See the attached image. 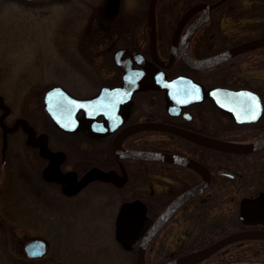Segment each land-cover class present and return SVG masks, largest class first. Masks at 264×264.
<instances>
[{"label":"flooded vegetation","instance_id":"1","mask_svg":"<svg viewBox=\"0 0 264 264\" xmlns=\"http://www.w3.org/2000/svg\"><path fill=\"white\" fill-rule=\"evenodd\" d=\"M110 1L103 0L101 6L103 13L92 15L85 27L86 34L89 35L88 32L92 30L95 19L96 26L108 32L105 40H108L109 44L101 51L111 65L109 68L111 74H117L118 79L104 85L121 84L125 73L123 67L132 64L133 69L138 71L144 68L146 71L141 79L142 88L133 93L129 103L120 106V113L124 119L112 132L102 131L101 125L93 126L92 120L84 117L83 110L78 112L80 122L74 132H67L52 125L44 104L40 109L47 117L52 132L42 129L39 124L26 116H21L26 118L36 131L31 137L32 133L22 128L26 135L25 144L28 154H32L34 158H25L22 168H17L16 171L24 184L27 207L38 213L36 220L26 217L23 221L25 224L49 223L50 219L45 218V211L55 198L54 192L56 196L60 193L67 199H74L95 181L106 182L120 188L119 191L123 195H121V205L118 206L117 225L120 214L128 210L136 213L135 218L144 219L129 234L133 239L131 244L135 242L134 251L137 254L138 245L152 225L151 221L156 220L172 200L202 182L204 175L200 170L174 160L123 158L119 161L113 148V139L118 132L131 124L158 122L231 142L250 143L262 140L264 138V76L248 74L245 69L249 65L262 64L263 67L260 69L264 70V46L252 48L201 68L189 66L182 58L181 48L187 44L191 56L202 59L219 54L239 43L264 37V0H244L245 4L240 3L243 0H222L214 7L208 5L219 0H184L186 2L182 13H178L174 19L159 20L156 16L157 55L166 64L159 63L152 55L147 16L142 28H137L138 18L132 21V24L136 23L135 27L129 26L130 20H127L126 24L124 19H121L120 25L119 13L123 0H113L114 8L108 10ZM160 1L162 0H158ZM199 3H203L204 6L184 18L185 14ZM224 21L231 22L232 29L229 31L223 29ZM239 22L242 23L238 24ZM195 23H198L196 28L190 32L189 29ZM178 26H180L179 30H177ZM76 36L78 38V33ZM174 44L177 46V54L174 60L169 62ZM123 48L125 52H120ZM75 49L78 52V48ZM87 50L91 51L92 47ZM93 72L95 71L92 70L91 75L86 76L87 82L92 80ZM179 75L191 76L195 82L175 80L174 78ZM69 92L76 97L93 95ZM10 114L11 107L4 122ZM99 119L103 117L100 116ZM106 123L109 125V120ZM20 128L19 126L17 130L8 132L7 135L15 133ZM144 132L163 133L168 137L167 139L154 137L151 143L143 144L141 138L137 136ZM44 133L48 134L47 147H42L46 137ZM97 144H104L112 151L113 158L105 167L94 162V147ZM122 144L129 149L163 151L193 158L206 166L210 174L207 187L179 206L153 236L146 249L147 264L163 263L180 254L207 246L226 235L241 231H248L250 236L224 245L197 264L209 260L213 261L211 264H230L238 261L264 264V145L250 152H229L196 142L175 132L158 129L134 132L126 136ZM7 149L8 143L2 148L5 157L2 166L5 177L10 176L13 181L15 169L13 159L6 157ZM46 151L60 153L49 156ZM54 161H60L59 165L47 172V167ZM132 163L134 166H131ZM93 167L117 171L122 176L125 171L127 179L123 183L119 180L107 181L96 178L81 189L75 190ZM55 172H71L74 175L73 185L70 187L71 193L66 190L68 181H62L56 176L48 177ZM132 173L138 177L136 180L133 179L134 184L130 185ZM153 176L160 182V192L153 187L151 180ZM147 184L149 188L145 187ZM3 185L5 192H9L11 183L5 181ZM128 185L133 188L132 195L124 194V189ZM222 196L233 198V201L229 211L224 209L219 211L215 219V225L219 227L217 237L199 248L174 252L163 260H149L148 256L153 244L179 213L188 211V207L192 206V214H195L193 219L196 218V214L197 217L201 214L203 220L205 208L203 210L201 202H204V198ZM49 227L57 234L56 228L50 225ZM45 256L46 253L40 257H29L26 254L30 261L41 260ZM62 263L67 264L65 261L58 264Z\"/></svg>","mask_w":264,"mask_h":264},{"label":"rangeland","instance_id":"2","mask_svg":"<svg viewBox=\"0 0 264 264\" xmlns=\"http://www.w3.org/2000/svg\"><path fill=\"white\" fill-rule=\"evenodd\" d=\"M148 2L123 0L120 25L124 19L126 24L130 20L129 26L135 27L136 23L134 25L132 21L138 18L137 28H142ZM185 2L162 0L157 3L156 16L159 20H172L182 13ZM241 2L246 3L244 0ZM102 3L103 0H0V96L3 97V104L11 107L6 121L8 126H13L27 109L35 111L33 116L40 126H50L40 107L44 92L51 85L60 84L73 93L90 95L104 84L118 79L117 74H111V65L101 51L109 44L105 40L108 32L96 26L95 19L92 30L88 29L89 35L85 30L92 15L103 13ZM108 7L112 10L113 3ZM231 25V22L224 21L222 28L229 31ZM75 47L78 52L81 51L78 53ZM91 47V51L87 50ZM261 67L262 64L249 65L245 72L264 76ZM92 70L95 71L92 80L87 82L86 76H90ZM3 111L0 105V114ZM23 126L24 123L18 131L5 136L0 125V264H58L62 261L67 264H135V242L126 248L118 234L116 217L123 194L117 186L95 181L74 199H67L60 193L56 196L54 192L55 198L45 211L49 223H23L26 217L32 220L38 217V213L26 205L24 184L16 171L22 168L25 158H34L28 154ZM137 137L143 144H149L154 137L167 139L168 135L144 132ZM6 143V157L13 159L15 169L13 181L10 176L5 177L2 166L5 158L2 148ZM94 149V162L107 166L113 158L112 151L104 144H97ZM137 177L132 173L130 185ZM151 180L154 189L160 192L159 180L154 176ZM5 181L11 183L9 192L3 188ZM130 185L124 189L125 195L133 194ZM145 187L149 188V184ZM232 199L205 197L201 202L203 210L205 208L203 220L201 214L198 217L196 214L193 219L192 206L188 207V211L179 213L153 244L149 260H163L174 252L199 248L217 237L219 227L215 225V219L219 211H229ZM48 224L57 229V234ZM36 237L44 238L48 248L44 258L30 261L24 247L28 240ZM212 262L209 260L201 264Z\"/></svg>","mask_w":264,"mask_h":264},{"label":"water","instance_id":"3","mask_svg":"<svg viewBox=\"0 0 264 264\" xmlns=\"http://www.w3.org/2000/svg\"><path fill=\"white\" fill-rule=\"evenodd\" d=\"M157 1L158 0H149L148 2V10H147V19L148 26L150 31V41H151V49L153 57L161 64H166L165 61H161V59L157 55L156 48V9H157ZM222 0L214 2L208 7H214L219 4ZM113 3V0L110 1V4ZM114 5V3H113ZM201 6H204L203 3H199L194 5L184 16V18L191 12L198 10ZM114 8V7H113ZM198 23H195L189 31L191 32L196 28ZM180 29L178 26L177 30ZM259 46H264V37L251 39L242 43H239L225 51L220 52L211 57L195 59L191 56L188 45L185 44L181 48V55L183 60L191 67L201 68L207 67L222 60H225L229 57L237 55L241 52L250 50L252 48H256ZM120 52H125V49H120ZM177 54V46L174 44L171 56L169 58V62L174 60ZM125 70L123 81L119 85L108 86L104 85L100 88V90L92 96L89 97H76L71 94L65 87L59 84H54L48 87L43 95V104L44 109L54 126L57 128L67 131L74 132L80 122V118L78 117V112L83 110L84 117L92 120L93 126L101 125L102 131L104 132H112L121 122H123V115L120 113V106L131 101L132 95L135 91L142 88L141 79L145 76V69L135 70L132 67V64H129L123 67ZM175 80H188L191 82H195V80L188 75H179L174 78ZM0 105L1 108L4 109L2 114L0 115V124L4 130L5 136L8 132L15 131L24 123V128L27 131L32 133L31 137L36 133L34 127H32L29 121L24 117L17 118L15 124L13 126H8L4 122L5 116L10 112V107H7L3 104V97L0 96ZM102 116L103 119H99ZM109 125H107L106 121ZM115 121V123H113ZM147 129H158L161 131H171L183 135L191 140H194L199 143H204L215 148H218L223 151L229 152H250L256 150L264 145V138L262 140L250 143H239V142H231L226 140L214 139L210 136L195 133L183 128H179L177 126H173L170 124L158 123V122H137L127 126L118 132L113 139V148L116 153V157L119 161L123 158H136V159H160V160H174L179 163L194 167L200 170L204 179L202 182L197 184L196 186L186 190L179 197L172 200L160 213L158 218L154 221H151L152 225L149 227L143 238L141 239L138 248L137 254L135 258V264H147L145 259L146 249L148 247L149 242L156 234V232L163 226V224L170 218V216L181 206L184 202L189 200L195 194L203 191L208 183L210 174L206 166L201 164L199 161L187 157L171 154L163 151H154V150H145V149H129L125 148L122 144L124 138L134 132L147 130ZM45 140L43 142L42 147H47L48 142V134L44 133ZM30 137V138H31ZM60 152H49L46 151V154L49 156L58 155ZM60 161H54L49 164L47 167V172L51 168H57ZM123 166V165H122ZM48 175V174H47ZM57 177L62 181H68L67 192L71 193L72 190L70 187L73 185V180L71 172L69 173H61L55 172L49 174L48 177L53 178ZM100 178L107 181L119 180L120 182H125L127 179V175L124 171V176L119 174L117 171L113 170H104L100 167H93L89 170L86 175L82 178L79 186L75 189H81L85 184L89 181ZM129 204V203H126ZM128 210L126 212H122L118 219V234L121 238V241L124 243V246L129 247L128 244H131L133 239L130 237V233L135 230L143 221V218H135L136 213L130 212ZM131 213V214H130ZM129 214V216H128ZM127 217V218H126ZM148 221V220H147ZM250 236L248 231H241L226 235L225 237L207 245L202 248L178 255L170 260H167L160 264H196L200 261L211 256L215 253L219 248L224 245L231 243L237 239H241L244 237ZM25 252L29 257H40L47 252V241L43 238L36 237L28 240L25 244ZM63 264V263H62ZM230 264H263L254 261H238Z\"/></svg>","mask_w":264,"mask_h":264},{"label":"trees","instance_id":"4","mask_svg":"<svg viewBox=\"0 0 264 264\" xmlns=\"http://www.w3.org/2000/svg\"><path fill=\"white\" fill-rule=\"evenodd\" d=\"M34 113H35V111H30V110L28 111V109H27L25 112H23V115L26 116L27 118H29V120L34 121V122H36V124H38V122L35 120V118L33 116ZM41 128L46 129L47 131H51V132L53 130L49 125H41Z\"/></svg>","mask_w":264,"mask_h":264}]
</instances>
